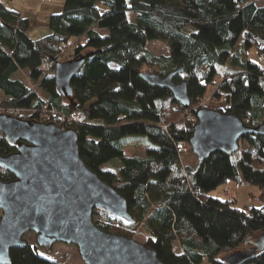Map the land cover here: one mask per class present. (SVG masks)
<instances>
[{
    "label": "trees",
    "instance_id": "1",
    "mask_svg": "<svg viewBox=\"0 0 264 264\" xmlns=\"http://www.w3.org/2000/svg\"><path fill=\"white\" fill-rule=\"evenodd\" d=\"M48 27L50 35L30 39L29 21L0 1V106L19 107L26 119L36 118L32 110L45 103L22 77L20 71H25L47 105L78 114L70 127L77 134L80 158L125 198L132 216L128 221L101 208L105 220H93L98 227L126 237L142 230V243L163 264H200L204 257L211 264H224L220 254L249 247L264 235V205L240 209L232 205L234 198L208 194L228 179L257 185L264 192V135L243 136L237 151L230 156L214 152L198 160L194 171L182 163L176 146L183 142L191 151L188 141L196 118L194 112L190 118L184 112L203 100L217 66L228 58L237 68L222 74L209 99L222 102L223 107L216 109L236 115L248 126L264 120V72L247 57L251 48L264 55V4L64 0L62 10L49 16ZM241 34L243 47L237 49ZM77 37L81 39L73 43L71 57L82 54L86 60L71 80L70 101L59 94L53 73L42 77L36 67L42 58L56 57L62 43ZM149 40L166 42L169 53L155 55L146 48ZM178 68L182 71L172 79L186 82L190 101L186 108L167 88L141 76L142 72L165 76ZM122 119L127 122L120 123ZM130 135L147 137L152 146L145 155L125 154L124 138ZM14 151L15 145L0 132V154ZM13 178L0 167L1 181ZM175 241L180 253L173 249ZM26 242L9 250V264L57 263L41 255L35 243ZM245 264H264V248Z\"/></svg>",
    "mask_w": 264,
    "mask_h": 264
},
{
    "label": "water",
    "instance_id": "2",
    "mask_svg": "<svg viewBox=\"0 0 264 264\" xmlns=\"http://www.w3.org/2000/svg\"><path fill=\"white\" fill-rule=\"evenodd\" d=\"M85 60L79 54L54 66L55 86L70 101L71 80ZM181 71L178 68L165 76L142 72L141 76L151 85L167 88L175 102L186 108L190 105L186 82L172 79ZM194 115L188 145L200 161L214 152L230 156L247 134L264 135V120L248 126L232 113L207 107L198 108ZM0 132L15 145L14 152L0 154V167L14 177L0 180V264L10 263L11 248L26 245L23 236L28 232L47 251L56 242L73 244L85 264H163L152 248L94 223L95 208L128 221L132 216L125 198L80 158L73 127L61 130L53 122L0 114ZM263 248L261 235L248 248L226 254L223 262L245 264Z\"/></svg>",
    "mask_w": 264,
    "mask_h": 264
},
{
    "label": "rangeland",
    "instance_id": "3",
    "mask_svg": "<svg viewBox=\"0 0 264 264\" xmlns=\"http://www.w3.org/2000/svg\"><path fill=\"white\" fill-rule=\"evenodd\" d=\"M63 1V0H60ZM53 2H57V0H53ZM131 19V17H130ZM243 47V34H241L237 40L236 48L241 49ZM146 48H148L155 55L160 54H168L169 46L166 42L161 40H149L146 43ZM70 50H68L62 57V61L67 60L70 57ZM247 57L249 59L255 60L257 63L260 62L259 55L257 54L254 48H251L247 51ZM235 66L231 63V58H228L226 64L217 66V73L213 78V82L207 84L206 94L203 100L199 104L195 105L200 107H204L209 105L211 108L216 109L223 107L222 102L212 101L210 100V95L214 90L216 83L221 79L222 74L225 71H234ZM154 70H157L156 67ZM53 73V70L51 71ZM24 77L27 84L30 86H35L28 81L25 74H21ZM32 84V85H31ZM39 94L44 96L39 89H36ZM193 106V107H195ZM198 109V108H197ZM125 119H122L120 123H126ZM152 146L150 141L147 139L145 135H130L124 138V152L127 156H142L145 155V151L148 147ZM239 157V152L233 155V160L237 161ZM180 159L183 164L188 165L192 171H194L198 166V158L192 151H186L180 154ZM117 164V162H114ZM109 165H105L104 168H107ZM228 191V193H227ZM234 193L235 202L232 204L236 208H245V206L250 205H264V192L257 186L253 184H248L243 181L228 179L226 182L220 184L218 187L210 190L208 194L215 198H219L221 200L232 199V194ZM1 214V213H0ZM92 219H100V221H104L105 217L102 214L101 208H95L92 213ZM23 238L30 242L35 243V234L33 232H28L24 234ZM132 238L142 243L145 240V236L142 233V230L137 231ZM248 247H244L242 249H246ZM173 249L176 253H180V246L177 241L173 243ZM38 251L41 255L55 261L61 262L66 254L69 255V261L67 264H85L81 257L79 256L78 250L76 246L73 244H65L61 242H56L50 251H47L43 247H38ZM225 255L220 254L218 258H224ZM200 264H211L210 260L206 257L202 259Z\"/></svg>",
    "mask_w": 264,
    "mask_h": 264
},
{
    "label": "built area",
    "instance_id": "4",
    "mask_svg": "<svg viewBox=\"0 0 264 264\" xmlns=\"http://www.w3.org/2000/svg\"><path fill=\"white\" fill-rule=\"evenodd\" d=\"M40 1L41 2H49L50 0H40ZM78 39H81V37L74 38L71 42L62 43L60 53L56 57H54L52 59L42 58L40 60L39 64L36 67V70L41 73L42 77H44L45 75L50 73L54 69V66L57 62L62 61L63 55L68 50L71 51L70 52V57H71L72 45ZM259 58H260L259 69L262 72H264V55H262V54L259 55ZM25 76H26L27 80L30 81L28 74L25 73ZM30 88L32 89V91H34L36 93L37 97L45 103V105H43L41 108H38V109L35 108L34 110H32L36 114V118H34V119H36L40 122H52V118H53L54 124L57 125L61 130H64V129L70 127L72 123H74L78 120V114L75 112L70 113V114H65V113L56 111L51 105H47L46 104L47 100H46L45 96H42L41 94H39L37 92L36 89H38V87L36 85L30 86ZM198 106H200V104ZM198 106L191 107L190 110L185 111L184 115L186 116V118H190L192 116V112H195L197 110V108H199ZM27 111H29V110H27ZM22 113H24V109L16 107V106H0V114L11 115V116H16V117H19L20 115H22V118L26 119L27 115L22 114ZM54 119L56 121H54ZM164 127H166V126H164ZM176 146H177V152L179 154L186 151L187 145L185 143L178 142L176 144ZM227 193H228V191H227ZM68 261H69V255L66 254L64 256V258L61 260V262H57L56 264H67Z\"/></svg>",
    "mask_w": 264,
    "mask_h": 264
},
{
    "label": "crops",
    "instance_id": "5",
    "mask_svg": "<svg viewBox=\"0 0 264 264\" xmlns=\"http://www.w3.org/2000/svg\"><path fill=\"white\" fill-rule=\"evenodd\" d=\"M6 7L17 11L21 18H26L29 21L27 35L32 40L48 36L52 33L48 27L49 16L53 13H58L62 10L63 1L57 0L53 2H41L40 0H0ZM263 5L264 0H258ZM252 60V59H251ZM255 61V60H254ZM235 67L233 70H236ZM21 74H27L25 71H20ZM234 193L232 194V198Z\"/></svg>",
    "mask_w": 264,
    "mask_h": 264
}]
</instances>
